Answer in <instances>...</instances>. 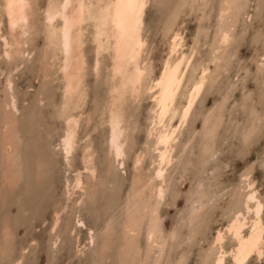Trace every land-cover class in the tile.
<instances>
[{
	"label": "rangeland",
	"instance_id": "374dc122",
	"mask_svg": "<svg viewBox=\"0 0 264 264\" xmlns=\"http://www.w3.org/2000/svg\"><path fill=\"white\" fill-rule=\"evenodd\" d=\"M49 1L29 0L20 46L5 56L4 39L12 43L15 34L0 0V264H213L218 250L223 264H233L227 224L249 190L264 227V0H145L143 84L193 49L175 96L180 106L187 77L197 66L206 70L160 175L150 91L127 87L113 99L111 51L101 49L93 66L91 19L82 22L80 98L64 155L63 77L43 22ZM223 29L226 40H218ZM175 32L182 42L168 53ZM112 99L118 155L106 141ZM218 230L223 237L214 240ZM242 264H264V242Z\"/></svg>",
	"mask_w": 264,
	"mask_h": 264
},
{
	"label": "bare ground",
	"instance_id": "6f19581e",
	"mask_svg": "<svg viewBox=\"0 0 264 264\" xmlns=\"http://www.w3.org/2000/svg\"><path fill=\"white\" fill-rule=\"evenodd\" d=\"M46 3L43 9L46 45L52 47L51 54L59 53L58 68L63 77L61 112L63 113L65 126L60 136V143L64 155L69 151L76 126L77 116L72 112L71 108L76 105L80 98L78 87L83 66L80 49L82 22L84 19H91L93 24L92 40L95 43L93 66L96 64L97 53L101 49L109 48L111 51V72L113 78L111 90L113 91V99L119 96L127 87L134 93H137L141 88L150 91L152 98L150 109L152 113L149 118V124L154 129L151 145L155 150L153 173L160 175L165 164L169 163L173 141L178 135L179 127L185 121L188 109L204 80L206 71L203 73L204 67H195L185 80L188 83V88L185 93H182L184 94L183 103H180V106L176 104L175 96L189 64L193 49L181 53L174 62L165 63L154 79L143 84L144 80L141 81L143 69L139 61V52L143 41L139 27L142 24H140V20L145 0H50ZM2 6L6 14L5 23L7 28L11 34H15V36L13 35L12 43L8 42L6 38L3 42V46H5L3 54L10 56L12 54V51L10 54V48H13L12 45H19L22 41V35L25 31L24 24L28 16L29 0H2ZM55 17H57V21L53 22ZM226 34V30L223 29L217 39L224 40ZM181 42V34L179 32L173 33L168 53L174 51L177 46L181 45ZM16 51H18V46ZM14 53L16 52L14 51ZM199 68L200 72L198 71ZM10 82L6 78V83ZM10 99L12 101V97ZM113 99L107 118L106 141L108 147H111L113 154L118 155L120 152L121 125L119 113L114 106ZM176 112L178 117L176 122L172 124L170 118L172 116L174 118ZM139 157L136 154L134 162ZM84 158L83 167L89 168L90 160L87 151L84 153ZM75 175L70 183L74 188L79 186L81 180L79 174ZM253 191L249 190L244 194L243 209L236 211L227 224V230L235 238L232 251L230 249L233 264H242L251 251H255L257 255L261 254V246L264 242L262 229L264 227L259 214L261 204L258 199L253 198ZM249 200L252 201L249 202ZM250 207L252 208V216L248 220L249 227L244 233L243 231L241 232V227L245 221L242 210L246 212ZM55 214H57V210ZM56 218L52 226L55 224ZM221 237L223 236L218 230L215 233L214 240H219ZM223 253V250H218L213 264H223Z\"/></svg>",
	"mask_w": 264,
	"mask_h": 264
}]
</instances>
